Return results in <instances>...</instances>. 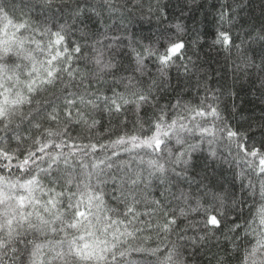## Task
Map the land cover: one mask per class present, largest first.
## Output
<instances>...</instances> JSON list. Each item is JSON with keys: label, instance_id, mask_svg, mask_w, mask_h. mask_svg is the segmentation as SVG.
Instances as JSON below:
<instances>
[{"label": "snow or ice", "instance_id": "1", "mask_svg": "<svg viewBox=\"0 0 264 264\" xmlns=\"http://www.w3.org/2000/svg\"><path fill=\"white\" fill-rule=\"evenodd\" d=\"M252 3L0 0V264H264Z\"/></svg>", "mask_w": 264, "mask_h": 264}, {"label": "trees", "instance_id": "2", "mask_svg": "<svg viewBox=\"0 0 264 264\" xmlns=\"http://www.w3.org/2000/svg\"><path fill=\"white\" fill-rule=\"evenodd\" d=\"M250 15L254 18L257 25L261 23L260 16H259V0H253L252 7L248 9ZM192 53L189 52V55ZM199 55L201 60H206L209 63L212 64L213 67H216L215 60L219 59L221 64L223 63V56L222 54H218L215 50H210L208 46L205 44L203 47L200 48ZM173 75H175V72H173ZM230 83V81H228ZM252 100L253 97L249 94H246L245 92H240V95L238 98L235 99V103L241 104L243 103V108L245 115L248 114V111L252 108ZM226 103L231 105L233 102L232 98L225 97ZM259 114V110L257 109V115ZM224 174L231 177V171L227 169L225 166L224 168Z\"/></svg>", "mask_w": 264, "mask_h": 264}]
</instances>
